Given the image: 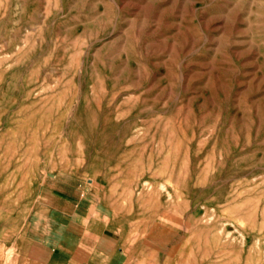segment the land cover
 Segmentation results:
<instances>
[{"label":"rangeland","instance_id":"374dc122","mask_svg":"<svg viewBox=\"0 0 264 264\" xmlns=\"http://www.w3.org/2000/svg\"><path fill=\"white\" fill-rule=\"evenodd\" d=\"M0 264H264V0H0Z\"/></svg>","mask_w":264,"mask_h":264},{"label":"bare ground","instance_id":"6f19581e","mask_svg":"<svg viewBox=\"0 0 264 264\" xmlns=\"http://www.w3.org/2000/svg\"><path fill=\"white\" fill-rule=\"evenodd\" d=\"M65 175V174H64ZM38 198V197H37ZM98 198V197H97Z\"/></svg>","mask_w":264,"mask_h":264}]
</instances>
